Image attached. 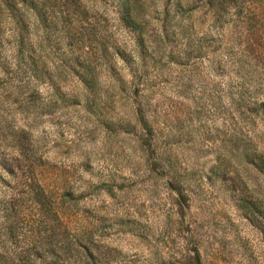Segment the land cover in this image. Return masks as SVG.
Masks as SVG:
<instances>
[{
    "label": "rangeland",
    "instance_id": "obj_1",
    "mask_svg": "<svg viewBox=\"0 0 264 264\" xmlns=\"http://www.w3.org/2000/svg\"><path fill=\"white\" fill-rule=\"evenodd\" d=\"M157 1L153 23L173 12L174 0ZM202 1L192 10L195 33L177 27L159 48L162 27L149 26L141 55L136 33L106 4L110 41L129 59L114 55V77L129 84L136 67V100L111 95L102 70V103L90 110L65 108L60 98L47 111L32 107L39 115L28 127L22 107L11 105L0 137V252L19 250L2 241L20 214L15 239L31 229L28 158L36 148L40 180L66 179L78 217L100 223L97 233L112 246L107 264H264V184L253 155L255 134L264 152V119H255V75L264 94L263 68L255 69L264 56V0H222L216 26L214 7ZM191 37H201V57ZM37 92V103L47 101L45 84Z\"/></svg>",
    "mask_w": 264,
    "mask_h": 264
},
{
    "label": "trees",
    "instance_id": "obj_2",
    "mask_svg": "<svg viewBox=\"0 0 264 264\" xmlns=\"http://www.w3.org/2000/svg\"><path fill=\"white\" fill-rule=\"evenodd\" d=\"M157 2L0 0V137L4 135V129L9 128L8 114L13 104L24 110L28 127L30 116L34 121L39 115V111L36 114L31 112L32 107L37 109L41 106V110L47 111L60 98L65 108L80 106L90 110L100 105L99 73L102 70L108 73L107 90L111 95L119 93L127 98L132 94L136 100L141 85L136 67L131 71L129 84L123 76L114 77V55L122 56L125 62H129V59L124 49L110 41L103 11L107 3L114 4L120 22L136 33L141 55L145 49L143 34L151 33L155 26L162 27L154 38L159 48L164 42L162 36L171 35L177 27L182 35L189 33L191 36L192 30L195 33L192 10L196 7V0H174L171 2L172 17H169V12H161L163 19L159 20L158 17L153 23L155 17L152 14L155 12H151V9H155ZM202 2L215 9L211 12V25L222 24V0ZM173 18H176L175 22H172ZM246 19L251 22L253 18ZM149 26L152 29L148 30ZM207 33L204 32L205 35ZM191 39L196 45L194 57H201V37ZM259 61L255 58L258 75L262 68L264 72V56ZM39 84H45L50 93L47 101L37 103ZM260 85V78L255 75V119L262 120L264 94L259 96ZM23 132L24 128H21L15 134ZM257 137L258 134H255V173L263 177L264 184V152L258 147ZM22 153L23 150H20L19 155L22 156ZM39 157L37 149L33 148L28 158L33 171L28 195L35 206L30 216L31 229L19 240L15 239L18 223L25 219L24 213L18 216L15 223L7 224L6 239L2 245L11 240L13 244H18L19 250L0 252V264H107L112 246L97 233L100 223L85 222L78 217V196L73 194L66 179L55 180L56 184L52 185L43 178L40 180L37 172H34ZM3 159L7 162L8 157ZM243 160H251L249 153L244 154ZM4 167L7 168L6 163ZM233 180L242 179L233 176Z\"/></svg>",
    "mask_w": 264,
    "mask_h": 264
}]
</instances>
